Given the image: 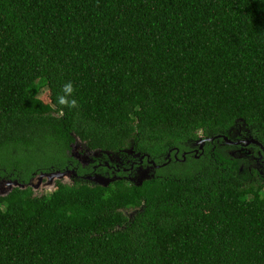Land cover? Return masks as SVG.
Returning a JSON list of instances; mask_svg holds the SVG:
<instances>
[{"label": "trees", "instance_id": "obj_1", "mask_svg": "<svg viewBox=\"0 0 264 264\" xmlns=\"http://www.w3.org/2000/svg\"><path fill=\"white\" fill-rule=\"evenodd\" d=\"M233 129L264 147V0H0V181L27 186L0 196V264H264L263 180L222 151L140 186L28 184L73 135L162 166Z\"/></svg>", "mask_w": 264, "mask_h": 264}, {"label": "flooded vegetation", "instance_id": "obj_2", "mask_svg": "<svg viewBox=\"0 0 264 264\" xmlns=\"http://www.w3.org/2000/svg\"><path fill=\"white\" fill-rule=\"evenodd\" d=\"M197 137V140L191 145L186 146L183 151H180L177 148L170 149L165 157L166 162H163L165 165H156H159L161 166L160 168H162L167 164H170L172 161L185 163L188 156L198 160L199 157L208 150L211 153L222 151L230 157L236 158L241 163L243 162L239 166V171L245 169L249 173H256L261 176L264 183V153L261 148L256 145L248 144L245 146V142H248L250 137H246L238 129H233L226 135H224V133H217L211 136H205L204 133L200 132ZM83 146V153H79L77 151L78 149L73 153L71 149L67 152L69 160H67L66 167L63 171L71 172V174L64 177L69 181L68 185H73L77 180H82L83 178L95 175L114 178L115 180H123L134 184L139 179L140 168L145 169L149 167V165L151 166V163L154 162L147 155L136 157V154L133 152L132 154L128 153L131 155L132 160L126 161L120 160V158L116 157L110 158L109 156L100 153L97 156H94V151L89 150L84 144ZM71 147L72 145L70 148ZM160 168L154 169V171L152 170L151 173L155 174ZM39 175L41 174L32 173L28 181V184L32 185L31 188L33 191L38 189L42 184V181L39 182L37 179ZM34 181H36V183H33ZM5 188L8 187L4 185L3 188H0L2 193L5 191Z\"/></svg>", "mask_w": 264, "mask_h": 264}, {"label": "water", "instance_id": "obj_3", "mask_svg": "<svg viewBox=\"0 0 264 264\" xmlns=\"http://www.w3.org/2000/svg\"><path fill=\"white\" fill-rule=\"evenodd\" d=\"M73 138H74L75 142L73 143V145L71 147L72 153L75 152L79 148L80 144H82L81 141H79V139L76 136L73 135ZM248 140H249L248 142H245V146L248 145V144L256 145V146L260 147L261 150L264 153V147L262 146L261 143H259L257 140H255L253 138H249ZM201 142H203V141H201ZM125 152H127L129 154H132L133 150L131 148L128 151H125ZM99 153L101 154L102 152L101 151H94V156H97ZM104 154H106L107 156H109L111 158V154L110 153L104 152ZM138 156H140V155L136 154V157H138ZM232 158H234V157H232ZM234 159H236V158H234ZM152 164H154V165H152ZM160 167L161 166L156 165L154 162H152L151 166L149 165V167H147L145 169L140 168L139 179L134 184L136 186H140L143 183V181L152 179L154 177V173H151V171L152 170L154 171V169H158ZM68 174H71V172L70 171L69 172H67V171H64V172L57 171V172H52V173L41 174V175L38 176L37 179H38L39 182H41L44 178H48L49 180H53L54 179L56 181L57 180L60 181L61 179H63ZM82 180H84V181H86L88 183L97 185V186L107 187L109 184L113 183L117 179L115 180L114 178H107V177H103L101 175H95V176L83 178ZM4 185H6V187H8L9 191L12 188H14V187H19L21 189H25L27 187L26 185H20L17 181H2V182H0V188H3ZM29 186L32 187V185H29ZM9 191L6 192V194H4V195H7L9 193Z\"/></svg>", "mask_w": 264, "mask_h": 264}, {"label": "rangeland", "instance_id": "obj_4", "mask_svg": "<svg viewBox=\"0 0 264 264\" xmlns=\"http://www.w3.org/2000/svg\"><path fill=\"white\" fill-rule=\"evenodd\" d=\"M45 91H46V88H42V90L40 91L39 96L42 94V92H45ZM83 147H84L83 144H80V146H79V148H78L77 151L79 153H83V151H84V150H82ZM55 181L56 180H54V179L53 180H49L48 178L43 179L42 180V184L39 186L38 189H36V190L33 191V194L35 196H41V195H48V194H50L54 190ZM60 181L63 182V183L69 184V181H67V179H65V178L61 179ZM33 183H36V181H34ZM5 191L8 192L9 189L8 188H5ZM5 191L2 193V191L0 190V196L6 194ZM125 214L127 216L131 217L134 214V211L133 210H128V211L125 212Z\"/></svg>", "mask_w": 264, "mask_h": 264}]
</instances>
